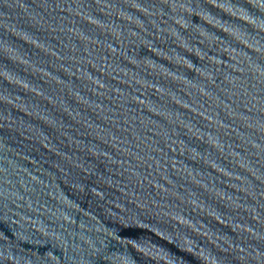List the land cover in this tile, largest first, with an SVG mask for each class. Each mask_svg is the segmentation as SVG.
<instances>
[{"label": "water", "instance_id": "95a60500", "mask_svg": "<svg viewBox=\"0 0 264 264\" xmlns=\"http://www.w3.org/2000/svg\"><path fill=\"white\" fill-rule=\"evenodd\" d=\"M0 264H264V0H0Z\"/></svg>", "mask_w": 264, "mask_h": 264}]
</instances>
